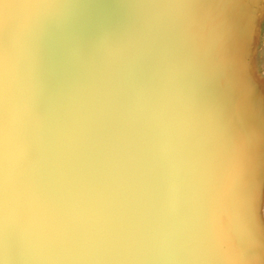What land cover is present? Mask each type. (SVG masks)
Here are the masks:
<instances>
[{
	"label": "clouds",
	"instance_id": "1",
	"mask_svg": "<svg viewBox=\"0 0 264 264\" xmlns=\"http://www.w3.org/2000/svg\"><path fill=\"white\" fill-rule=\"evenodd\" d=\"M0 264H264V0H0Z\"/></svg>",
	"mask_w": 264,
	"mask_h": 264
}]
</instances>
